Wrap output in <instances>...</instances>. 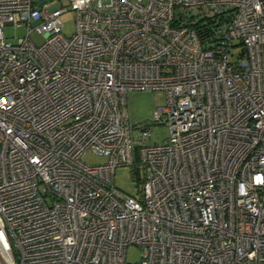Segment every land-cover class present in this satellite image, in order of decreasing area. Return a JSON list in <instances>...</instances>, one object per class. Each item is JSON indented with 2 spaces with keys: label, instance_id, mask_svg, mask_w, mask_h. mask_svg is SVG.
I'll list each match as a JSON object with an SVG mask.
<instances>
[{
  "label": "built area",
  "instance_id": "2783aa9c",
  "mask_svg": "<svg viewBox=\"0 0 264 264\" xmlns=\"http://www.w3.org/2000/svg\"><path fill=\"white\" fill-rule=\"evenodd\" d=\"M132 90L166 97L135 135ZM129 245L133 264H264V0H0V264H132Z\"/></svg>",
  "mask_w": 264,
  "mask_h": 264
},
{
  "label": "rangeland",
  "instance_id": "374dc122",
  "mask_svg": "<svg viewBox=\"0 0 264 264\" xmlns=\"http://www.w3.org/2000/svg\"><path fill=\"white\" fill-rule=\"evenodd\" d=\"M50 1V0H49ZM64 8L69 7V0H55ZM63 22V33L70 36L74 32L75 16L72 10H67L61 16ZM26 34L25 26L7 25L4 36L8 41L15 43L18 38ZM30 39L35 45H40L44 41V36L36 31L31 32ZM165 94L162 90L141 91L132 90L126 94V108L128 120L135 135L140 129L150 126L153 121V112L157 107L165 105ZM169 136L168 126L164 123L152 125L149 137L142 142L145 145L158 144L166 140ZM80 160L86 164H99L106 161V157L91 151L81 154ZM137 166H120L115 169L114 185L122 193L135 196L140 188L138 180L134 174ZM126 262L137 263L141 259V249L136 245H129L126 250Z\"/></svg>",
  "mask_w": 264,
  "mask_h": 264
},
{
  "label": "trees",
  "instance_id": "16d2710c",
  "mask_svg": "<svg viewBox=\"0 0 264 264\" xmlns=\"http://www.w3.org/2000/svg\"><path fill=\"white\" fill-rule=\"evenodd\" d=\"M134 174H135V176H136V178H137V171H136V170L134 171Z\"/></svg>",
  "mask_w": 264,
  "mask_h": 264
}]
</instances>
